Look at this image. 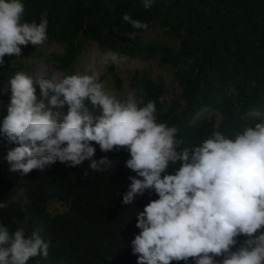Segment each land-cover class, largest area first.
<instances>
[{
  "label": "clouds",
  "instance_id": "obj_1",
  "mask_svg": "<svg viewBox=\"0 0 264 264\" xmlns=\"http://www.w3.org/2000/svg\"><path fill=\"white\" fill-rule=\"evenodd\" d=\"M142 5L150 10L154 0H142ZM24 12L22 0H0V66L6 55L20 57L21 46L48 39L47 11L39 23L25 21ZM122 21L148 28L127 13ZM9 85L0 131L18 145L5 157L10 171L27 175L57 161L69 167L90 161L88 170L103 172L113 161L107 155L95 159L93 142L104 153H130L125 166L136 175L128 178L122 203L131 205L149 191L159 197L137 212L140 232L131 241L137 264H187L189 258L195 264H264V121L244 127L234 138L214 131L201 144L181 149L178 127L158 122L155 101L144 103L134 93L118 99L94 75L34 80L17 72ZM86 100L102 110L99 116L89 111ZM164 100L159 98L161 104ZM177 163L181 166L174 174H166ZM11 204L0 201V209ZM26 232L24 226L10 232L0 224V264L49 256L50 241L39 230ZM240 236L247 238L236 247Z\"/></svg>",
  "mask_w": 264,
  "mask_h": 264
},
{
  "label": "trees",
  "instance_id": "obj_2",
  "mask_svg": "<svg viewBox=\"0 0 264 264\" xmlns=\"http://www.w3.org/2000/svg\"><path fill=\"white\" fill-rule=\"evenodd\" d=\"M22 2L27 22L39 23L47 11L45 42L63 47L64 53L52 58L60 70L70 75L74 72L73 62L79 60L84 44L90 40L120 55H138V44L120 39L113 32L143 30L123 22L125 13L147 24L160 21L175 33L181 32L177 57L191 56L194 60L191 70L179 75L184 103L178 98L167 102L163 82L146 77L142 80L143 102L155 101L158 122L178 127L177 138L183 140L181 149L201 144L214 131L234 138L244 127L264 121V0H154L150 10L144 9L142 0ZM30 46L31 43L21 46L20 57L5 56L0 66V101L10 96L9 80L25 66L23 56ZM35 56H43L42 50H36ZM170 59L177 62L174 57ZM117 82L120 85L119 79ZM224 86H233L235 93H223ZM39 89L38 85L36 93ZM161 96L165 98L163 104L159 102ZM93 144L94 158L107 155L113 161L110 168L97 173L88 170L90 161L76 167L57 161L43 171L34 169L27 175L15 172L25 179V201L17 202V190L5 159L7 149L0 143V201H12L8 208L0 209V224L10 232L24 226L28 235L39 230L42 238L50 241L47 258L37 256L27 263L137 264L138 257L131 246L140 232L136 227L137 212L159 197L149 191L137 196L133 204L124 205L123 194L131 183L128 178L136 175L125 166L130 153L126 149L104 153L98 144ZM180 166L170 164L166 174H174ZM52 199L62 201L67 208L51 211ZM246 238L238 237L236 247ZM171 264L185 261L173 260ZM187 264L195 262L189 258Z\"/></svg>",
  "mask_w": 264,
  "mask_h": 264
},
{
  "label": "rangeland",
  "instance_id": "obj_3",
  "mask_svg": "<svg viewBox=\"0 0 264 264\" xmlns=\"http://www.w3.org/2000/svg\"><path fill=\"white\" fill-rule=\"evenodd\" d=\"M115 35L123 40L139 45L140 50L136 57L120 55L108 48L103 49L97 42L87 41L79 56V60L73 62V74L79 75H94L100 81L106 82V90L115 95L118 99H125L129 93H134L138 99L143 101L142 80L144 77L152 79L155 82H163L165 85V98L167 102L175 99H180L182 104L184 99L181 96L182 87L179 80V75L185 71H189L193 65V58L183 57L178 58L180 41L182 34L175 33L168 25L160 21L153 20L148 24V28L137 32H121L113 29ZM41 49L43 56H35L36 50ZM64 53L63 47L55 42L47 41L42 45L34 46L31 44L26 55L23 56L25 66L14 72H24L32 76L34 80L44 79H60L69 73L60 70L54 63L53 56H58ZM168 54L170 56H168ZM44 57H50L46 59ZM176 58L171 60L170 58ZM120 80V85L117 82ZM38 84L35 85L37 87ZM222 92L230 95L234 94L233 86H224ZM10 96L0 101V128L4 117L7 115V107L10 103ZM40 96V89L36 93ZM86 107L95 116H99L101 109L94 107L90 101H85ZM67 113L68 106L62 109ZM217 121L220 120V114L217 112ZM0 143L6 146L7 153L18 145L10 143L7 137L0 131ZM10 179L16 187L14 200L17 202L25 201L23 185L25 179L18 176L15 172L10 171ZM67 208V205L58 199H52L49 202L51 211H62ZM38 264H53L50 262H40ZM30 264V263H27Z\"/></svg>",
  "mask_w": 264,
  "mask_h": 264
}]
</instances>
